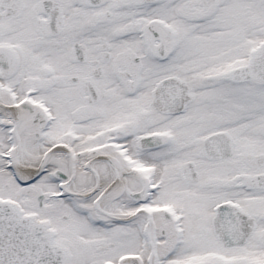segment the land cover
Returning <instances> with one entry per match:
<instances>
[{
  "label": "snow or ice",
  "instance_id": "6c2138e0",
  "mask_svg": "<svg viewBox=\"0 0 264 264\" xmlns=\"http://www.w3.org/2000/svg\"><path fill=\"white\" fill-rule=\"evenodd\" d=\"M0 264H264V0H0Z\"/></svg>",
  "mask_w": 264,
  "mask_h": 264
}]
</instances>
